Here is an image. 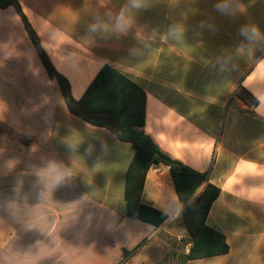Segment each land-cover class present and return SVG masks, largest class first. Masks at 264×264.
Instances as JSON below:
<instances>
[{
    "label": "crops",
    "instance_id": "0c3cea01",
    "mask_svg": "<svg viewBox=\"0 0 264 264\" xmlns=\"http://www.w3.org/2000/svg\"><path fill=\"white\" fill-rule=\"evenodd\" d=\"M19 1L76 99L105 65L145 91L146 133L206 176L201 190L220 189L206 224L229 252L188 258L192 236L166 165L145 177V219L127 215L135 150L68 112L10 6L0 8V127L35 143L0 145V264H264V42L249 53L239 35L244 24L264 32V0H233L244 9L235 17L216 12L217 0H147L129 9L124 34L90 26L127 0ZM50 162L69 175L49 191L37 173Z\"/></svg>",
    "mask_w": 264,
    "mask_h": 264
},
{
    "label": "trees",
    "instance_id": "16d2710c",
    "mask_svg": "<svg viewBox=\"0 0 264 264\" xmlns=\"http://www.w3.org/2000/svg\"><path fill=\"white\" fill-rule=\"evenodd\" d=\"M10 6H13L21 17L29 39L49 78L59 87L68 112L93 127L111 131L118 141L130 144L135 150L126 173L127 215L139 220L145 219L140 214V211L147 209L141 205L145 177L152 167L166 165L170 168L177 194L183 205L182 214L192 236L188 258L202 259L227 254L229 245L225 236L206 224L208 213L219 196L220 189L207 184L201 190L206 176L163 152L146 133L147 95L145 91L119 70L105 65L83 97L76 99L71 92L69 80L53 64L20 1L0 0V8ZM8 130L26 148L35 143L34 138ZM14 142L17 146V142Z\"/></svg>",
    "mask_w": 264,
    "mask_h": 264
},
{
    "label": "clouds",
    "instance_id": "9594fccd",
    "mask_svg": "<svg viewBox=\"0 0 264 264\" xmlns=\"http://www.w3.org/2000/svg\"><path fill=\"white\" fill-rule=\"evenodd\" d=\"M145 7H147V0H127L125 7L121 8L118 13L106 14L108 16L106 20L97 18L96 22L90 26L91 30L96 31L99 29L103 32L124 34L132 24V18L127 15L129 9L141 10ZM214 8L219 14L230 17H235L238 12L242 13L244 11L242 5H237L234 8L233 0H217ZM176 32H182V29H177ZM239 35L248 42L247 50L249 53L252 52L257 44L264 42V32L256 24L241 25ZM244 47V45L241 46V51H243ZM67 175H69V172L66 169L61 168L54 162H50L46 168L41 169L37 173V179L45 189L50 191L60 185Z\"/></svg>",
    "mask_w": 264,
    "mask_h": 264
},
{
    "label": "rangeland",
    "instance_id": "374dc122",
    "mask_svg": "<svg viewBox=\"0 0 264 264\" xmlns=\"http://www.w3.org/2000/svg\"><path fill=\"white\" fill-rule=\"evenodd\" d=\"M14 141L17 142V145L23 146L22 142L17 140L12 132H10L7 128L0 127V145H15Z\"/></svg>",
    "mask_w": 264,
    "mask_h": 264
},
{
    "label": "snow or ice",
    "instance_id": "6c2138e0",
    "mask_svg": "<svg viewBox=\"0 0 264 264\" xmlns=\"http://www.w3.org/2000/svg\"><path fill=\"white\" fill-rule=\"evenodd\" d=\"M247 167H248L249 169H252V170L255 169V165H252V164L247 165ZM230 182H231V181H230Z\"/></svg>",
    "mask_w": 264,
    "mask_h": 264
}]
</instances>
